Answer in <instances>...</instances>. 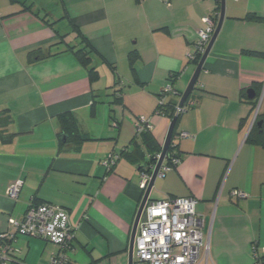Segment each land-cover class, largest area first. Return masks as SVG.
<instances>
[{
  "label": "crops",
  "instance_id": "obj_1",
  "mask_svg": "<svg viewBox=\"0 0 264 264\" xmlns=\"http://www.w3.org/2000/svg\"><path fill=\"white\" fill-rule=\"evenodd\" d=\"M34 1L0 0V232L31 202L49 203L64 208L75 228L70 264H129L143 197L137 157L124 153L110 169L103 162L125 148L146 151L135 138L138 117L150 118L162 149L171 120L156 112V95L169 82L180 96L186 89L202 18L217 14L218 22L221 0H55L57 18L41 15ZM58 25L87 37L97 80L69 51L30 62L34 48L65 49L53 46ZM191 95L196 104L176 118L171 139L179 162L157 175L148 199L196 200L208 227L194 264H253L252 251L264 247V146L247 135L255 112L264 120V0H224ZM66 113L77 123L70 136L59 118ZM16 180L22 185L12 200L5 190ZM233 190L243 196L232 197ZM16 239L27 245L18 256L24 264H48L54 247Z\"/></svg>",
  "mask_w": 264,
  "mask_h": 264
},
{
  "label": "built area",
  "instance_id": "obj_2",
  "mask_svg": "<svg viewBox=\"0 0 264 264\" xmlns=\"http://www.w3.org/2000/svg\"><path fill=\"white\" fill-rule=\"evenodd\" d=\"M202 21L204 26L198 31L195 44V50L200 57L205 52L217 25V20L211 16L203 17ZM173 93L172 87L166 85L157 101L162 103L165 97ZM186 106L193 107L194 101L187 102ZM183 108V106L182 108L177 106L176 112L183 111ZM134 126L136 132L139 133L142 130H150L152 123L150 118L138 117ZM188 135L185 132L180 133L181 137ZM160 155L161 151L154 153L152 158L154 162L148 166L144 164L143 168H149L150 172L144 169L139 171V187L142 193L148 186ZM118 158V154H112L103 163L109 167ZM178 162L179 157L167 151L157 175L163 174L166 169ZM21 185L20 180L12 182L5 190L6 196L16 200ZM231 196L241 197L243 194L238 190H233ZM195 203L196 200L191 196H168L161 200L147 199L133 240L132 264H194L199 258L208 227V224L205 226L204 217L196 212ZM7 225L8 229L0 233V240H9V243L0 244V264L10 262L8 251L13 247L12 243L18 235L34 237L51 243L54 251L49 256L48 264H66L68 251L72 249L76 231L70 225L68 212L64 208L49 203H40L30 206L20 219L7 218ZM252 260L253 264H264V247L261 251H252Z\"/></svg>",
  "mask_w": 264,
  "mask_h": 264
},
{
  "label": "trees",
  "instance_id": "obj_3",
  "mask_svg": "<svg viewBox=\"0 0 264 264\" xmlns=\"http://www.w3.org/2000/svg\"><path fill=\"white\" fill-rule=\"evenodd\" d=\"M10 2L19 3V0H10ZM20 4L22 5L23 9H31V5H26L24 2H22ZM218 9H219V6L218 7L216 6L214 12L215 13L218 12ZM217 16H218L217 14H215L214 16L211 15V17L214 20H217ZM45 22L48 25L53 26V25L56 24L57 21L54 20V21H45ZM53 29H54V32H55V34L57 36V39H58V41L56 43H54L53 46H56V45H59V44H64L65 49L61 50V51L52 52V51H50V49H41L40 47L34 48L33 50H30L28 52V55H29V58H30V62L43 60V59L55 56L57 54H60V53H62L64 51H69V52H71L74 55V57L76 58L77 62L82 67L87 69V72H88V75H89L90 79L92 81L97 80L98 79V72H97V70L95 69V67L93 65V61H94V58L96 57V53L94 52L93 48L91 47L87 37H85L81 33V31L78 28L74 27V26L72 28H70L69 31L68 30L67 31H63V30H61V28H58V27L53 28ZM73 32L75 34L72 35L71 39L70 40L66 39V36L68 34H70V33H73ZM247 52H249L251 54H258V52H256V51H248L247 50ZM134 55H136L135 51L129 52L128 57H129L130 61L133 60ZM190 56H189V59H192L193 62L197 65L198 61L200 60V55L196 52V50H194L192 53H190ZM110 67L114 70V66L113 65H111ZM113 73L115 75V83L118 84L119 78L117 77L115 71H113ZM175 76L176 75L171 74L169 79L172 81ZM167 85H170L172 87L174 93L168 95L167 97H165L163 99L162 103H159L157 101L155 110H156L157 113H159L161 115H164V116L168 117L171 120L173 117L177 118L180 115V113L182 112V111H179L178 113L176 112L177 106H178V100H176V98H178L180 96V92L175 89V87L173 85V82L172 83L169 82ZM164 87H162L160 89V91H158V93L156 95L157 99H158V97H160V93H161V91H163ZM191 93L189 94V96L187 97V99L185 100V102L183 104V107H184L183 110L191 108V107H187L186 106L187 102L194 101V105L196 104L197 100L192 98ZM112 95H113L114 99H117V100L120 99V97H121L120 96V89L115 90L114 92H112ZM250 102H253L252 103V110H253L255 108L254 107L255 103H254V101H250ZM0 112H2V111H0ZM7 117H9V115H7ZM59 118L61 120V123H62V126H63V130L68 136H70V134L73 131H75V130L77 131V123H76V121L74 120V118H73V116L71 114H67V113L66 114H62V115L59 116ZM258 121H262V125L261 126H258L256 124ZM112 124H113L114 127L118 126L117 122H115V121L112 122ZM263 127H264V120L260 116H258V114L255 112V116H254V120L252 122V126H251L250 131L248 132V135H247L248 142H251V143H254V144H260L261 146H264V132H263L264 129H263ZM150 130L149 129L142 130L139 133L136 132V130H135V138H136V136L138 138H141V141L146 146V151L145 152H142V151L136 152V150H134L132 152H129L128 149L125 148L119 154L118 153H113V154H118L119 157H120V155H122L124 153L127 156H132V157L136 154L137 158H136L135 161L138 162L137 164H138L139 171L141 169H144L143 168L144 164L146 166L152 164L154 162L153 159H152L154 153L159 152L161 149L155 147V142H154V139L152 137V134H151ZM174 134H175V125H174V129H173L172 138L175 136ZM172 145H173V140L171 141V145L169 146L168 152L171 151ZM111 167H112V165H110L109 167L106 166L107 169H110ZM144 170H146L147 172H150L149 168H145ZM40 203H43V202H38V201L35 202V201H33V202L30 203L28 208L30 206H34V205H37V204H40ZM2 232H4V231H1L0 233H2ZM1 243H3V244L4 243H9V240H3V241L0 240V244ZM8 256L10 258V262L8 264H24L22 259L17 256L16 250L14 249V247L10 248V250L8 251ZM66 264H70L69 257L67 259Z\"/></svg>",
  "mask_w": 264,
  "mask_h": 264
},
{
  "label": "water",
  "instance_id": "obj_4",
  "mask_svg": "<svg viewBox=\"0 0 264 264\" xmlns=\"http://www.w3.org/2000/svg\"><path fill=\"white\" fill-rule=\"evenodd\" d=\"M223 3H224V0H221V6H220V16H219V19H218V22H217V25H216V28L214 30V33L210 39V41L208 42V45L206 47V50L205 52L202 54V56L200 57V60L198 61L196 67H195V70L193 72V75L186 87V89L182 92L181 96H180V99H179V102H178V108H182L185 100L187 99V97L189 96V94L192 92V89L196 83V80H197V77H198V74L202 68V65L208 55V52L210 50V47L218 33V30L220 28V25H221V22H222V18H223ZM250 98L254 97V95H249ZM176 122V117H173L170 121V125H169V128H168V132H167V135L165 137V142L163 144V147L161 149V155H160V158L158 159L153 171H152V175H151V178L149 180V183H148V186L145 190V192L143 193V197L141 199V202L139 204V207L137 209V213H136V217H135V222L133 224V228H132V232H131V238H130V246H129V258H130V261H129V264H132V250H133V240H134V236H135V233H136V229H137V224H138V221L140 220L141 218V211L143 209V206L146 202V200L148 199V196H149V192L151 190V187L157 177V174H158V171H159V168H160V165L163 161V158L165 156V154L167 153L168 151V148L170 146V143H171V139H172V133H173V127H174V124ZM258 126H261L262 125V121H258L256 123ZM142 220H144V217H142ZM208 224V220L205 219V226H207ZM206 228V227H205Z\"/></svg>",
  "mask_w": 264,
  "mask_h": 264
},
{
  "label": "rangeland",
  "instance_id": "obj_5",
  "mask_svg": "<svg viewBox=\"0 0 264 264\" xmlns=\"http://www.w3.org/2000/svg\"><path fill=\"white\" fill-rule=\"evenodd\" d=\"M34 2H35L34 3V9L36 11H39L41 15L45 14V16L52 17V18H54V16H55V18H57L59 8H58L55 0H35ZM57 27L61 28V25H58ZM17 238H19L20 240L25 239V238L38 239V238H34V237H28L25 235H18ZM16 240L12 243V245L16 250L17 256H19V257H22V255L25 256V252L27 250V247H26L27 245L20 244V242H18V244H17ZM38 240H40V242L42 244L46 243L47 246L50 248L53 247V245L51 243L46 242L45 240H42V239H38ZM31 255H33L32 251L29 252V254L27 255V259H29Z\"/></svg>",
  "mask_w": 264,
  "mask_h": 264
},
{
  "label": "clouds",
  "instance_id": "obj_6",
  "mask_svg": "<svg viewBox=\"0 0 264 264\" xmlns=\"http://www.w3.org/2000/svg\"><path fill=\"white\" fill-rule=\"evenodd\" d=\"M172 141V140H171ZM170 145H171V143H170ZM169 149V148H168Z\"/></svg>",
  "mask_w": 264,
  "mask_h": 264
}]
</instances>
